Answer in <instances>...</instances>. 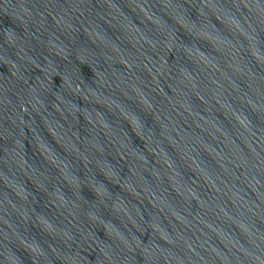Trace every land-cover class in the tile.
<instances>
[{"label": "water", "instance_id": "obj_1", "mask_svg": "<svg viewBox=\"0 0 264 264\" xmlns=\"http://www.w3.org/2000/svg\"><path fill=\"white\" fill-rule=\"evenodd\" d=\"M0 264H264V0H0Z\"/></svg>", "mask_w": 264, "mask_h": 264}]
</instances>
